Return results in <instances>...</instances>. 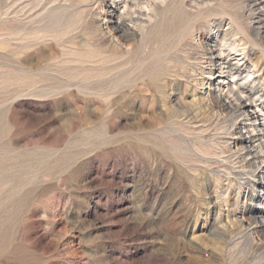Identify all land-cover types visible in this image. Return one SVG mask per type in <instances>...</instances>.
Here are the masks:
<instances>
[{"label": "rangeland", "instance_id": "374dc122", "mask_svg": "<svg viewBox=\"0 0 264 264\" xmlns=\"http://www.w3.org/2000/svg\"><path fill=\"white\" fill-rule=\"evenodd\" d=\"M104 1L0 0V264L264 262L262 232L235 240L264 177L224 171L236 134L211 105L252 86L264 132V0H150L132 47L91 38ZM211 49L241 73L208 79Z\"/></svg>", "mask_w": 264, "mask_h": 264}, {"label": "bare ground", "instance_id": "6f19581e", "mask_svg": "<svg viewBox=\"0 0 264 264\" xmlns=\"http://www.w3.org/2000/svg\"><path fill=\"white\" fill-rule=\"evenodd\" d=\"M257 1L258 0H250V3L252 5H256L258 3ZM259 1H262V0H259ZM124 3H125V6L127 8V11L124 13L115 12V4L116 3L111 2V0H107V1H104L102 3L103 9H104V11H103L104 12V15H103L104 18L102 19L103 21H101L100 23L97 22V24L95 25V30L92 32V36H91L92 39H96V41H99L100 45L108 44V45H111L112 47H115L117 44H116V42H114V40H116L117 43H119V44H128L131 47L134 46V44L137 41V37H138V31L137 30L140 27H142L143 24H145V22L147 21L143 17L144 13L141 12L140 10L136 9V8L138 6H140L141 4H146L151 8V11L153 13H157L161 9V4L156 3L155 1L151 2L150 0H125ZM81 15H82V13H81ZM252 19L257 21L260 19V15L253 16ZM89 29H90V27H89ZM105 29H106V32L104 31ZM229 33L230 32L226 31L224 33V36L225 37L229 36ZM90 35H91V33H90ZM254 35L257 38L264 36V29L262 28V25L254 28ZM93 42H94V40H93ZM89 44L87 45V47L89 46ZM95 46H98V45H95ZM90 47L92 48V46H90ZM98 47H100V46H98ZM112 47H111V49H112ZM117 48H118V46H117ZM89 50H91V49H89ZM92 50H93V48H92ZM112 50H114V49H112ZM86 53H87V51H86ZM75 54H76V52H75ZM90 54H94V53H90ZM106 54H108V53H106ZM82 57L80 56V58H82ZM98 57H100V56H98ZM89 58H91V57H89ZM207 59H208L207 64L212 66V70H211L210 74L208 73L209 74L207 77L208 79L211 78V76L213 77L214 70H215L216 66H219L220 68H224V67L227 68L226 72L229 75L234 76V77L241 73V69H240V67H238V65L228 64L226 61L221 59V57H215L212 49L209 50V56L207 57ZM114 60H115V57H113L112 55L101 56L98 59V61L100 63H102V65L107 64V63L110 64ZM84 61H86V60H84ZM87 61H89L88 58H87ZM115 61H118V60H115ZM78 62H81V61L78 60ZM95 64H96V62H95ZM115 65H116V63H115ZM115 65H110V66H106V67L112 68ZM101 71H103V70H101ZM247 76H251V73H248ZM228 85H229V87H230V89L233 92L234 97H235L233 99V101L225 99L223 97H219L220 96L219 95L211 103L212 107H218L220 109L221 114L223 115V118H224V119L222 118L223 119L222 122L225 123L226 121L227 122L231 121L233 123V125H230V126H232V128L234 127V129H235L234 134H236V137L234 139V146H235L234 151L232 150L233 152H231V150H228L229 155H227L223 159L224 162H226L227 164L228 163L230 164L229 167L225 166L224 171L225 172L228 171L227 174H235V176L240 180L239 182L244 183V184L249 185V186H252V189H253L255 187H259V185L261 184V179L264 177V132H262V130L260 131V129H259V122L260 121L258 120L257 111H255V110H253V108H251L252 107L251 106V104H252L251 97H252L253 93H255V92H256V94H258V90L252 88V86L248 87L246 84H243V83L237 82V81L236 82H230V83L228 82ZM234 88H236V90ZM243 116H246L247 117L246 119L248 121H244L246 119H244ZM247 126H249L252 129V131L255 130V133L249 132V130H248L247 133L249 135H247V136L243 135L240 132V129H243ZM219 152H220V150H219ZM220 161H222V160H220ZM217 171L220 172V170H216V172ZM218 174H220V173H218ZM241 216H242L241 219H244L247 222L245 225H243V224L237 225L238 228L241 227V229L238 231L239 234H241V233L242 234L240 235V237H237V238L235 237L236 238L235 240H237V239L239 240V238H241L244 235L250 236L251 234H259L261 232L264 234V207L252 208V209H250L248 207L247 209H243L241 211ZM239 223H241V222H239ZM242 230L244 233L242 232ZM238 232H237V234H238ZM252 245L254 247V251L255 250L256 251H258V250L264 251V235H263V238L257 242L253 240ZM259 264H264V262H261Z\"/></svg>", "mask_w": 264, "mask_h": 264}]
</instances>
